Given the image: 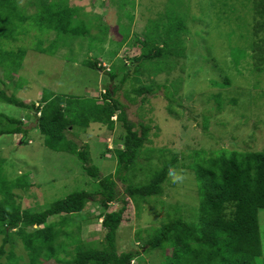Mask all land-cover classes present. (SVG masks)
<instances>
[{
  "label": "trees",
  "instance_id": "1",
  "mask_svg": "<svg viewBox=\"0 0 264 264\" xmlns=\"http://www.w3.org/2000/svg\"><path fill=\"white\" fill-rule=\"evenodd\" d=\"M19 1L0 0V71H4L6 79L12 72L9 67L13 69L17 66L20 69V60L26 56V50L20 47L15 52L4 49L1 44L10 39L16 40L17 34H28L32 30L31 21L39 23L40 27L51 23L48 27L57 31L68 32L70 29L78 33L83 29L85 34H90L89 27L92 26L85 19L78 18V10L84 12L83 16L88 14L81 5L60 0H27L25 7ZM237 1L243 10H247L244 15L235 14V10H231L234 5L227 1H219L225 7L219 11L217 20L221 22L233 16L236 18L235 30L242 29V32L238 35L235 31L227 34L229 40L223 55L228 56L230 65L225 66L212 58L223 79L222 82L212 80V85L229 88L233 84L234 74L245 79L247 71L253 79L250 85L255 89L264 85V0ZM28 5H33L35 11L28 13ZM168 15L169 19H165V16L160 21L165 25L157 39L145 40L143 43L148 44V48L142 47L141 53L130 57L129 70L135 61L157 60L156 63L163 66L156 68L151 75L164 71L166 76L172 71L183 72L188 57L185 46L188 37L184 35L190 33L189 27L193 24L187 21L185 15ZM76 19L79 20L75 22ZM77 22L82 23L81 27ZM85 63L104 70L100 60ZM129 70L119 84L105 89L100 100L91 98L83 101L73 96L44 92L39 101L28 103L0 88L1 102L34 110L35 129L44 135L48 148L72 153L85 164H91L89 167L84 165V168L99 185L97 192L75 191L43 209L23 208L14 191L29 186L27 178L7 179L0 165V235L3 236L0 264H20L24 260L14 250L19 242L27 252L28 261L23 264H43L50 259L65 264H131L134 257L141 256L138 248H118L119 229L130 218L127 210L131 203L138 209H141L142 203L151 202L164 207L165 185L179 158L165 147H148L153 126L143 121L135 123L129 120L121 103L114 98L120 86L130 79ZM137 72L140 73L135 67L134 73ZM117 76V73L111 74V80ZM171 77L165 96L169 98L170 111L174 112L172 105L177 101L174 95L182 90L184 75L178 73ZM1 79L0 83H5ZM161 85L157 83L158 87ZM155 87L153 84H139L134 86L133 92L146 101L148 98L144 94L154 92ZM209 99H214V109L218 111L223 110L226 103L238 105V98L223 99L221 92L211 95ZM113 116H116V120ZM0 119L7 123L0 127V135L27 134L23 127L24 119L5 114H0ZM92 123L103 125L109 131L116 129L119 123L124 130L118 136L121 145L115 142L113 148L104 146L102 152V155H114L116 177L125 184L123 192L118 189L113 174L99 177V166L92 162L89 145L86 143L81 148L75 138L69 137H77L75 128L85 131ZM208 123L209 115L204 114L203 126L207 127ZM21 141L28 142L24 137ZM141 156L145 158V164L141 162ZM191 158L187 167L196 178L197 203L169 204L166 218L160 226L146 231L145 235L138 231L137 241L144 252L161 249L164 255L162 264H264V229L260 223V211L264 209V150H238L225 146L209 151L194 149ZM140 176L142 179H139ZM97 195L99 200L95 198ZM95 200L103 208L98 215L105 229L101 248L83 246L80 238L82 223L75 221L86 205ZM114 202H121L122 206L107 211L109 204ZM59 216H62L61 219H58ZM7 245L11 246L9 250L5 249ZM71 246L74 248L69 251Z\"/></svg>",
  "mask_w": 264,
  "mask_h": 264
},
{
  "label": "rangeland",
  "instance_id": "2",
  "mask_svg": "<svg viewBox=\"0 0 264 264\" xmlns=\"http://www.w3.org/2000/svg\"><path fill=\"white\" fill-rule=\"evenodd\" d=\"M219 1L60 0L59 2L84 7L87 15L83 16L84 12L80 10L76 12L79 19L83 18L87 24L92 25L89 27L90 34L83 33V29L78 33L70 29L68 32L52 30L48 27L51 23L40 27L39 23L31 21L32 30L28 34H17L16 40L10 39L1 44L4 49L15 52L20 47L26 50V56L20 60V69L17 66L8 68L12 71L9 78L6 79L4 71H0V77L3 78L1 80L5 81L0 83V88L8 94L28 103L39 101L44 92L73 96L83 101L91 98L100 100L105 89L119 84L123 75L128 73L130 57L141 53L142 47L148 48V44L143 42L157 39L163 24L165 25L160 22L163 17L169 19L168 14L177 13L187 16V21L193 24L189 27L190 33L184 35L188 37L185 43L188 57L183 72L172 71L166 76L164 71L154 76L150 73L163 66L157 64V60H145L143 63L135 61L129 70L130 79H126V83L114 94L129 120L135 123L143 121L153 126L148 147H165L179 158L165 185L164 207L151 202L142 203L141 209H138L131 203L127 210L130 218L119 229L117 245L120 250L138 248L142 252L141 256L133 258L131 264H162V250L144 252L136 233L141 231V235H145L146 231L160 226L161 221L166 218L169 204L197 203L196 178L187 167L194 149L209 151L225 146L238 150H264V85L254 89L250 85L253 79L247 71L245 79L234 74L233 84L229 88L222 89L212 85V80L223 81L212 58L225 66L230 65L228 56L223 55L229 40L227 34L231 31H235L237 35L242 32V29L235 30L236 18L233 16H228L221 22L217 20L219 11L225 7ZM224 1L234 5L231 10H235V14L244 15L247 11L241 8L237 0H222ZM19 3L27 7V0H20ZM28 7V13L35 11L33 5ZM193 19L196 20L193 22ZM76 24L81 27L82 23ZM94 60H100L104 70L92 68L85 63ZM135 67H138L140 73H134ZM114 73L118 76L112 81L111 74ZM178 73H183L184 85L179 93L174 92V97L182 104L180 106L176 101L172 105L174 112H171L168 107L169 98L165 93L170 85L171 75ZM157 83L162 84L161 87ZM139 84L156 86L154 92L144 94L148 98L146 101H142V96L133 92L134 86ZM218 92L223 93V99L238 98V105L226 103L223 110L214 109L216 103L209 97ZM0 114L24 119L23 127L27 130V134L0 135L2 174L10 180L27 178L29 183L26 188H16L14 191L23 208L43 209L75 191L97 192L98 181L89 176L84 168V165L89 167L91 164H85L77 155L57 152L45 145L44 135L35 129L33 109L0 101ZM204 114L209 115L207 127L203 126ZM113 119L116 120V116ZM6 124V121L0 119V127ZM119 126L117 123L116 129L109 131L103 125L92 123L85 131L75 128L77 137H69L75 138L81 148L86 143L89 145L92 162L99 166V177L113 174L118 189L123 192L125 184L116 177L114 155H102L104 146L110 149L115 146V142L121 145L118 136L124 130ZM23 137L28 142H22ZM140 160L145 164L143 156ZM95 198L99 200L100 197L97 195ZM96 200L89 202L75 217L76 222L82 223L80 238L84 247L101 248L104 243L105 229L98 217L103 208ZM121 206V202H114L106 210L114 211ZM260 223L264 229V209L260 211ZM262 238L264 241V231ZM2 239L3 236L0 235V245ZM10 248L7 245L5 249ZM72 248L74 246L68 250ZM14 250L24 257L22 264L28 261L27 252L20 242ZM43 264L65 263L50 259Z\"/></svg>",
  "mask_w": 264,
  "mask_h": 264
}]
</instances>
